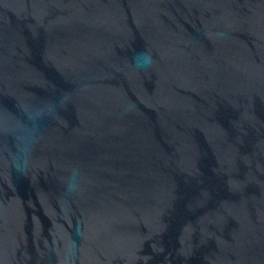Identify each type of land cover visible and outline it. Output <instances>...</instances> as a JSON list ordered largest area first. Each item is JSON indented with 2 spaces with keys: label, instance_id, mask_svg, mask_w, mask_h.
<instances>
[{
  "label": "water",
  "instance_id": "1",
  "mask_svg": "<svg viewBox=\"0 0 264 264\" xmlns=\"http://www.w3.org/2000/svg\"><path fill=\"white\" fill-rule=\"evenodd\" d=\"M0 264H264V0H0Z\"/></svg>",
  "mask_w": 264,
  "mask_h": 264
},
{
  "label": "clouds",
  "instance_id": "2",
  "mask_svg": "<svg viewBox=\"0 0 264 264\" xmlns=\"http://www.w3.org/2000/svg\"><path fill=\"white\" fill-rule=\"evenodd\" d=\"M137 68H144L151 64V58L147 54L140 53L134 59Z\"/></svg>",
  "mask_w": 264,
  "mask_h": 264
}]
</instances>
